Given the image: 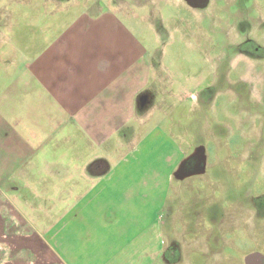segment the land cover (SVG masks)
I'll return each instance as SVG.
<instances>
[{
	"label": "crops",
	"instance_id": "crops-1",
	"mask_svg": "<svg viewBox=\"0 0 264 264\" xmlns=\"http://www.w3.org/2000/svg\"><path fill=\"white\" fill-rule=\"evenodd\" d=\"M103 5L0 0V264H180L162 211L193 152L127 4Z\"/></svg>",
	"mask_w": 264,
	"mask_h": 264
},
{
	"label": "rangeland",
	"instance_id": "rangeland-1",
	"mask_svg": "<svg viewBox=\"0 0 264 264\" xmlns=\"http://www.w3.org/2000/svg\"><path fill=\"white\" fill-rule=\"evenodd\" d=\"M80 1L127 4L156 66L154 103L174 106L168 128L193 152L162 208L181 215L179 263L201 251L206 264H264V0Z\"/></svg>",
	"mask_w": 264,
	"mask_h": 264
},
{
	"label": "water",
	"instance_id": "water-1",
	"mask_svg": "<svg viewBox=\"0 0 264 264\" xmlns=\"http://www.w3.org/2000/svg\"><path fill=\"white\" fill-rule=\"evenodd\" d=\"M196 154H194L193 156H195ZM185 163H183V165H184Z\"/></svg>",
	"mask_w": 264,
	"mask_h": 264
},
{
	"label": "flooded vegetation",
	"instance_id": "flooded-vegetation-1",
	"mask_svg": "<svg viewBox=\"0 0 264 264\" xmlns=\"http://www.w3.org/2000/svg\"><path fill=\"white\" fill-rule=\"evenodd\" d=\"M249 42H251V41H249ZM254 262H255V261H253V264H254Z\"/></svg>",
	"mask_w": 264,
	"mask_h": 264
}]
</instances>
